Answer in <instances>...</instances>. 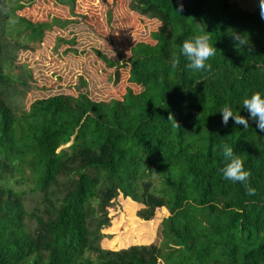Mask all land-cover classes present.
<instances>
[{
  "label": "trees",
  "instance_id": "trees-1",
  "mask_svg": "<svg viewBox=\"0 0 264 264\" xmlns=\"http://www.w3.org/2000/svg\"><path fill=\"white\" fill-rule=\"evenodd\" d=\"M80 23L108 48L81 51L58 34L53 49L95 57L106 97L83 74L69 92L34 97L54 87L51 74L23 55ZM199 33L216 50L194 72L180 46ZM262 90L260 0L252 11L232 0H0V264H264V131L242 108ZM223 105L248 128L222 125ZM221 144L244 161L247 186L221 178ZM124 201L143 220L168 210L159 243L103 245Z\"/></svg>",
  "mask_w": 264,
  "mask_h": 264
},
{
  "label": "rangeland",
  "instance_id": "rangeland-1",
  "mask_svg": "<svg viewBox=\"0 0 264 264\" xmlns=\"http://www.w3.org/2000/svg\"><path fill=\"white\" fill-rule=\"evenodd\" d=\"M237 2L240 7L247 10H254L257 0H232ZM63 35L70 39L75 37L77 40L76 48L79 50H86L92 53L93 48L107 49V42L97 36L91 31L85 24L71 25L65 30H56L49 33V36L40 49L36 52L24 54L25 60L33 65L44 66L46 70L51 74L49 82L54 86L49 91H38L35 96L41 97L54 92H69V85L74 84L79 75L83 74L88 79L90 86L96 92H100L103 95H96L98 97H106V93L109 92L107 87L110 85V81L107 78L108 75L102 66L98 63L95 57L88 58V64H82L80 57L73 54L62 55L60 52H55L54 39L56 35ZM130 42V38H129ZM131 44V43H130ZM67 44L63 45L66 48ZM63 76L65 83L64 88L62 81L56 82L58 77ZM60 80V79H59ZM26 201L29 210L38 208L41 204L40 194H29L26 196ZM139 205L131 201H124L117 205L111 212V222L105 225L103 228V245L107 248L117 247L124 249L132 244L150 245L153 243H159L163 237L161 220L168 214V210L164 208L161 210L157 217L151 220H143L137 214Z\"/></svg>",
  "mask_w": 264,
  "mask_h": 264
},
{
  "label": "clouds",
  "instance_id": "clouds-1",
  "mask_svg": "<svg viewBox=\"0 0 264 264\" xmlns=\"http://www.w3.org/2000/svg\"><path fill=\"white\" fill-rule=\"evenodd\" d=\"M261 18L264 19V0H260ZM234 39L238 46L248 43L244 35H235ZM210 38L206 33L192 34L185 39L180 46V55L185 58L186 69L192 71L205 70L209 67L207 61L215 55L216 47L209 42ZM242 108L247 111L248 116L256 121V127L264 131V90L253 91L242 99ZM221 113L222 125H227L231 117L235 125H241L248 128V119L238 115L228 105H223L219 109ZM220 154L224 165L219 169L221 178L226 181L241 182L247 186V180L250 172L244 167V161L234 152L233 147L227 144H221ZM249 193L252 189L248 188Z\"/></svg>",
  "mask_w": 264,
  "mask_h": 264
}]
</instances>
